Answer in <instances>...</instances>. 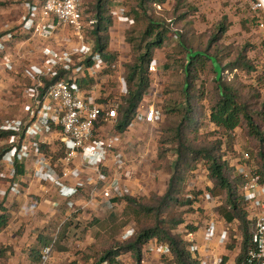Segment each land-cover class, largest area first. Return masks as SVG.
<instances>
[{
	"label": "built area",
	"instance_id": "2783aa9c",
	"mask_svg": "<svg viewBox=\"0 0 264 264\" xmlns=\"http://www.w3.org/2000/svg\"><path fill=\"white\" fill-rule=\"evenodd\" d=\"M84 1L26 0L28 12L21 21V29L29 37L18 39L11 33L0 36V94L4 90V77L18 70L29 83L23 94L24 118L8 119L0 125L1 131L11 133L14 138L0 161V207H6L8 199L22 192V183L13 182L17 167L33 164L37 169L35 176L55 187L65 200L68 214L64 222L76 221L79 225L105 220L108 213L117 210L116 199L138 198L143 192L139 181L142 170L126 160L116 133L118 110L122 98L128 94L126 71L118 59L108 64L95 51L91 31L97 21ZM259 1L255 10L264 8L263 1ZM156 8L162 10L161 5ZM111 16L110 47L114 43L128 45L126 30L133 21L128 15L127 0H114ZM259 27L264 29V22ZM24 49L32 60L23 64ZM106 70L117 78V87L101 86L111 78L104 74ZM161 71L162 67L154 60L149 66L150 75L156 76ZM85 79L103 83L85 88L80 85ZM144 101L122 133L129 139L135 137V124L153 127L163 116L161 107L145 105ZM44 145L60 148L62 156L54 165L53 157H46ZM249 160L246 154L245 164L237 165L239 173L246 177L242 196L251 222L249 244L245 249L244 237L237 226L229 225L219 215L222 201L205 192L201 198L207 213L199 227L200 237L197 232H189L185 237L197 264H264V183L253 174V168L247 164ZM112 166L116 171H105ZM89 170L95 174H89ZM133 183L136 188L131 187ZM79 199L81 203H77ZM48 209L51 213L58 210L55 206ZM59 233L55 231L52 244L43 249L38 264H52ZM209 244L230 249L233 255L224 259L203 254L202 248ZM145 250L161 254L160 264L174 262L169 246L158 239L150 240Z\"/></svg>",
	"mask_w": 264,
	"mask_h": 264
},
{
	"label": "trees",
	"instance_id": "16d2710c",
	"mask_svg": "<svg viewBox=\"0 0 264 264\" xmlns=\"http://www.w3.org/2000/svg\"><path fill=\"white\" fill-rule=\"evenodd\" d=\"M92 1L97 21L95 29L91 31L95 39V51L106 63L111 64L119 57L110 50L109 27L112 24L111 7L114 0ZM165 2L166 0H127L128 15L133 21L128 34L132 58L125 65L128 94L122 98L116 130L121 133L126 131L133 122L140 104L148 95L152 85L149 66L154 61L156 51L161 50L166 42L176 40L178 44L173 51L182 57L177 59L168 57L171 62L165 66L172 68L176 65L182 70L185 81L178 88L181 102L175 100L165 111L170 123L165 129L168 135L162 139V145L173 144L177 155L169 187L161 197L153 194L148 199L144 197L116 199L118 206L116 211L108 214L104 221L94 220L90 224L88 233L96 242L101 243L102 249L96 244L91 245L90 249L94 253L83 255L82 260L85 263L93 261V264H116L117 259L127 253H132L136 260L141 262L147 243L152 239H158L169 246L175 264H197L189 252L190 243L185 238L175 235L174 231L183 223L178 208L192 205V201L187 197L189 194L187 182L197 169V163L201 161L206 162L209 177L214 183L211 192L222 197L219 215L229 225L237 226L244 237L245 249L251 238V222L248 219L247 204L242 196L246 177L236 168L228 166L223 161V154L216 155L220 151L216 152L221 142L214 144V148L211 149L198 148L193 142L198 138V134L200 135L204 120H208L228 139L229 148L234 141V131L246 126L248 134L260 142L251 150L252 152L256 150L258 154V168L253 174L259 176L264 183V131L255 123L250 103L259 98V95L239 89L229 79L230 74L236 70L252 73L257 68L246 56L247 51L239 55L234 63L224 66L218 55H212L208 50L201 51L190 47L186 38L191 31L187 33L173 31L169 24L161 19L160 12L156 11V6ZM190 9L191 14L197 10L194 7ZM185 19L181 16L175 19V24ZM228 30L229 26L222 24L219 33L211 38L210 44L222 39ZM171 54L175 56L173 52ZM206 67L210 68L213 75L211 91L206 90L204 82L199 84L200 73L205 71ZM104 74L109 78L113 75L109 70ZM81 83L80 85L85 88H92L99 85L100 81L85 79ZM259 115L264 121V112ZM162 121L163 116L159 122ZM11 135L0 130V142ZM10 148L11 146L0 151V161ZM16 173L24 174L23 167L18 166ZM9 222V212L0 207V231L4 230ZM67 229L68 225H64L58 234L54 251L67 250L61 245L67 238ZM199 230V227H187V233ZM54 235V232H49L38 237L39 247L32 250L33 264L40 262L43 249L52 244ZM8 251L7 247L0 245V264L8 263Z\"/></svg>",
	"mask_w": 264,
	"mask_h": 264
},
{
	"label": "rangeland",
	"instance_id": "374dc122",
	"mask_svg": "<svg viewBox=\"0 0 264 264\" xmlns=\"http://www.w3.org/2000/svg\"><path fill=\"white\" fill-rule=\"evenodd\" d=\"M23 1L0 0V36L9 31L11 34L17 35V25L20 20L19 9ZM260 3L259 0H166L161 5L162 10L156 11L160 12L161 19H164L173 31L180 33L191 31L186 38L190 47L195 50H208L210 54L218 55L224 66L234 63L239 55H243L247 51L246 56L254 63L257 69L252 73L236 70L233 74H230L229 79L239 89L246 92L252 91L251 93L259 95V98L250 103L254 111L255 123L264 131V121L259 115V113L264 112V29L259 27L260 22H264V8L259 7L258 10H255ZM84 5L89 11L93 12L94 1L85 0ZM190 7L197 9L196 12L191 14ZM181 16H184V19L186 18L185 21L175 24V19ZM188 23L191 25L187 26ZM222 24L229 26L228 32L223 35L222 39L214 41L213 45L210 44L211 38L219 33V28ZM130 29L131 27L126 30L128 38ZM175 41L166 42L161 50L156 51L154 60L158 61L162 67V71L156 76L151 75V89L144 101L145 105L156 104L158 107H161L160 109L164 114L162 122L157 123L153 127L148 126L149 128L145 133L146 140L140 142L144 147L152 143L155 146L154 154L148 159L147 164L144 162L141 167L142 173L146 171L145 174L147 175L142 183L146 186V192L143 188V194L139 196L141 198L144 197V199H148L153 194L161 197L167 192L171 171H173L177 160L176 152H174L175 146L173 144L162 145V139L168 135L165 129L170 123V118L165 113L166 108L175 100L181 102L178 88L185 81L180 68L176 65L172 68H166L165 66L166 63L171 62H169L168 57L171 56L173 59L182 57L175 54L176 51H173L178 44ZM127 42L129 51L123 55L125 58V61H123L124 71H126L125 65L132 58L129 40ZM172 52L175 56H172ZM200 76L201 80L199 84L204 82L206 90H213V75L210 68L206 67V70L201 72ZM112 78L109 83L102 86L117 87V78ZM28 84V81L23 78L19 70L4 77V90L0 94V125L8 119L24 118L23 94ZM248 132L246 126L237 128L233 133L234 141L231 148H229L228 139L208 120H204V125L200 129V135L198 134V138L193 143L198 148L207 147L211 149L214 148V144L221 142L216 152L220 151L216 155L223 154V161L234 169L238 168V163L240 165L245 164L244 156L248 154L250 160L247 164L255 171L258 168V154L256 150L253 152L251 150L256 145H259L260 142L249 135ZM13 143L14 138L12 136L1 141L0 151L12 146ZM61 156L59 154L56 158L59 159ZM197 166V169L194 170L187 182V192L189 193L187 197L192 201V205L178 208V212L182 214L183 223L174 231V234L182 238H185L187 234V225L191 227L203 225L207 210L204 208L205 203L201 197L205 192H211V189L214 187V183L209 177L206 162L201 161L197 163ZM212 194L220 200L222 199L221 195ZM76 223V221H74V224L71 223L73 225L72 230H78L77 233L72 231L69 238L73 253L66 262L68 264L73 261L82 263L83 255H87L90 252L94 253L90 249L93 244L102 249L101 243L96 242L88 233L91 227L88 224L85 226V224L79 225V223ZM196 224L199 226H196ZM76 244H79V247H76ZM122 256L124 259L122 264H129L132 260L134 261L132 253ZM145 256L151 257V255ZM83 264L86 263L83 262Z\"/></svg>",
	"mask_w": 264,
	"mask_h": 264
},
{
	"label": "crops",
	"instance_id": "0c3cea01",
	"mask_svg": "<svg viewBox=\"0 0 264 264\" xmlns=\"http://www.w3.org/2000/svg\"><path fill=\"white\" fill-rule=\"evenodd\" d=\"M26 5L27 2L26 0H24L21 3L19 9L20 20L18 21V25H17L18 26V30L16 31L17 35L14 36L17 37L18 39H26L27 37H29L27 36L28 34H26V32L23 31V29H21V21L27 15L28 12ZM6 33H11V32L9 31ZM110 50L112 52L119 53L118 60L121 63V65H123L124 63L123 61H125L123 55H125V53L129 51L127 45L120 46L114 43L110 47ZM22 56H23V60H22L23 64L32 60L31 55L27 53L26 49L22 50ZM110 80H112V77L108 79L107 83H109ZM148 128L149 127L146 125L135 124V126L133 127L135 137L133 139L127 138L121 132L118 131L116 132L117 135H119L118 143L120 146V151L125 155L126 160H129V162H132L134 164L136 163L138 166H140V168L143 166L144 162H146L147 164L148 159L151 158V155L154 154V150H155V146L153 145V143L145 147L140 144V142L146 140L145 133L148 130ZM43 148L46 157L48 158H50V156L53 157L52 164L54 165V163L58 160V158L56 157L59 154L62 155V153L60 152V148L45 146V145L43 146ZM23 170H24V174L18 175L16 173V177L13 180V182L16 183H18L19 181L22 183L21 194L18 195L17 197H12L11 199H8V202L5 203L6 207H4V209L7 210L10 214V222L4 230L0 231V245L7 247L9 249L7 253L8 256L7 264H33L34 258L32 255V250L39 247L38 237L40 235L49 232L55 233V231L57 232L58 230L59 232H61L64 225H68L67 238L64 241H62L61 244L67 250L62 252L56 250L53 255L52 264H68L66 262L73 253V248L72 245H70L69 238L71 237L70 236L71 232L74 231L77 233L78 229L72 230L73 225H71V222L70 221L66 223L64 222L68 214L67 209L65 207V200L59 196L58 191L56 190L55 187L48 186L46 183H44V181L40 179L41 176L39 175L35 176V172L37 169L33 164L26 165L25 167H23ZM110 170L108 169L105 171L111 173L113 171H116V167L112 166ZM88 173L93 175L95 174V172L91 170H89ZM145 173L143 172L142 175L144 176L139 177L140 179L139 181L141 184L144 182V179L147 176ZM24 181L26 183H24ZM142 186H143L142 189L144 188L146 192L145 184L144 185L142 184ZM131 187L136 188V185L133 183ZM77 203H81V200L79 199ZM49 206H55L58 209V210L56 209L57 210L56 213H51L48 209ZM108 214L105 216V219L107 218ZM95 220L100 222L104 221L98 219ZM90 224L88 225L90 226ZM199 231H197L198 234L196 235L200 237L201 233ZM75 246L79 247V244H76ZM144 253L145 255H151V257L149 258L145 256ZM202 253L203 254L205 253L207 255H212V254L220 255L224 259H226V257L233 255V251H231L230 249L226 250L224 248H220L216 244L205 245L202 248ZM77 256L79 255L77 254ZM160 260H161V254H158L157 252H153V253L147 252L144 248L143 258L141 262L137 261L136 258L134 257V261L132 260L129 264H160L161 263ZM117 261L118 262L116 264H122V262L124 261L123 256L119 257ZM83 262L82 263L79 262L77 264H83ZM70 264H72V262ZM86 264H93V261H90L89 263ZM172 264L175 263L173 262Z\"/></svg>",
	"mask_w": 264,
	"mask_h": 264
},
{
	"label": "water",
	"instance_id": "95a60500",
	"mask_svg": "<svg viewBox=\"0 0 264 264\" xmlns=\"http://www.w3.org/2000/svg\"><path fill=\"white\" fill-rule=\"evenodd\" d=\"M263 1V3H264V0H262Z\"/></svg>",
	"mask_w": 264,
	"mask_h": 264
}]
</instances>
